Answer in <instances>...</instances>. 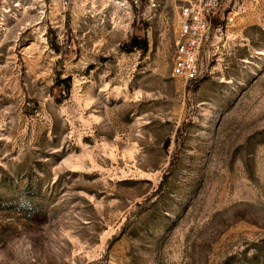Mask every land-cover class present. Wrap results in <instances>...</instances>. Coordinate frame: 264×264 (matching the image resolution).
<instances>
[{"label": "rangeland", "instance_id": "1", "mask_svg": "<svg viewBox=\"0 0 264 264\" xmlns=\"http://www.w3.org/2000/svg\"><path fill=\"white\" fill-rule=\"evenodd\" d=\"M187 1L0 0V264H264V0L198 81Z\"/></svg>", "mask_w": 264, "mask_h": 264}, {"label": "built area", "instance_id": "2", "mask_svg": "<svg viewBox=\"0 0 264 264\" xmlns=\"http://www.w3.org/2000/svg\"><path fill=\"white\" fill-rule=\"evenodd\" d=\"M260 0H188L180 9V32L173 56L172 74L186 81H198V78L210 72L202 50L216 18L228 26L236 22L247 8V2ZM64 4L67 0H63ZM132 3L137 0H121L120 6L130 14ZM15 6H18L16 4Z\"/></svg>", "mask_w": 264, "mask_h": 264}, {"label": "trees", "instance_id": "3", "mask_svg": "<svg viewBox=\"0 0 264 264\" xmlns=\"http://www.w3.org/2000/svg\"><path fill=\"white\" fill-rule=\"evenodd\" d=\"M126 46H127V49L130 50L132 48H135V47H139V48H142V49H146L147 48V41L145 39L141 40L139 38V35L136 33L134 34L130 41L126 42ZM61 85L63 84H66L67 83V86L69 88V85H70V78H65V79H61L58 81Z\"/></svg>", "mask_w": 264, "mask_h": 264}]
</instances>
